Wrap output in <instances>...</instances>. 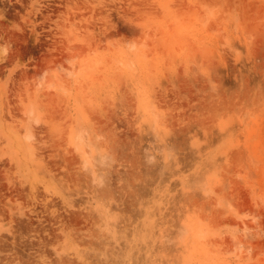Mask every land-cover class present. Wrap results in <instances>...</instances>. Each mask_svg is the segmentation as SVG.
<instances>
[{
  "label": "rangeland",
  "instance_id": "1",
  "mask_svg": "<svg viewBox=\"0 0 264 264\" xmlns=\"http://www.w3.org/2000/svg\"><path fill=\"white\" fill-rule=\"evenodd\" d=\"M0 264H264V0H0Z\"/></svg>",
  "mask_w": 264,
  "mask_h": 264
}]
</instances>
